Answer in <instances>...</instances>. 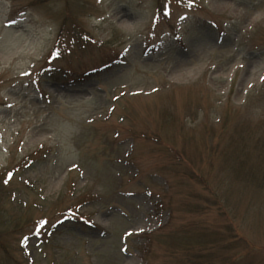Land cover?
Segmentation results:
<instances>
[{
  "label": "rangeland",
  "instance_id": "374dc122",
  "mask_svg": "<svg viewBox=\"0 0 264 264\" xmlns=\"http://www.w3.org/2000/svg\"><path fill=\"white\" fill-rule=\"evenodd\" d=\"M0 264H264V0H0Z\"/></svg>",
  "mask_w": 264,
  "mask_h": 264
},
{
  "label": "trees",
  "instance_id": "16d2710c",
  "mask_svg": "<svg viewBox=\"0 0 264 264\" xmlns=\"http://www.w3.org/2000/svg\"><path fill=\"white\" fill-rule=\"evenodd\" d=\"M90 74V73H89ZM88 73L87 74H85V75H83L84 77H87L88 75H89ZM72 214V213H71ZM75 218L73 219V220H71L70 218H66L65 220H63V222L62 223H66L67 222V224H76V222L74 223V221H83V220H85V224H87V225H91V226H93L92 225V223L91 222H88L87 221V219L85 218V217H83V216H78V215H76V216H74ZM59 224H61V223H59Z\"/></svg>",
  "mask_w": 264,
  "mask_h": 264
},
{
  "label": "snow or ice",
  "instance_id": "6c2138e0",
  "mask_svg": "<svg viewBox=\"0 0 264 264\" xmlns=\"http://www.w3.org/2000/svg\"><path fill=\"white\" fill-rule=\"evenodd\" d=\"M125 251H126V249H125Z\"/></svg>",
  "mask_w": 264,
  "mask_h": 264
}]
</instances>
